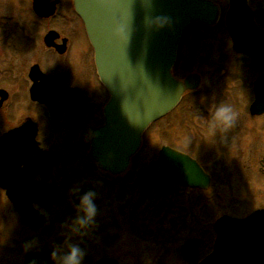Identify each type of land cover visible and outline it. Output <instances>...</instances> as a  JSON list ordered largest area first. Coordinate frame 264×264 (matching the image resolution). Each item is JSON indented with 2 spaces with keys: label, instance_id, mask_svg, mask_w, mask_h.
I'll use <instances>...</instances> for the list:
<instances>
[{
  "label": "flooded vegetation",
  "instance_id": "flooded-vegetation-1",
  "mask_svg": "<svg viewBox=\"0 0 264 264\" xmlns=\"http://www.w3.org/2000/svg\"><path fill=\"white\" fill-rule=\"evenodd\" d=\"M209 1L217 6L216 19L212 23L196 21L188 26L173 68L185 91L179 105L170 113L187 98L191 117H166L167 114L154 121L142 133L138 149L122 170L106 168L93 154L95 135L108 122L105 112L112 94L101 78L95 48L74 0H59L54 12L44 17L35 12L34 0H24L22 13L28 15L27 19L13 14L7 17L4 11L0 12V178L7 183L5 187L0 184V213L1 220L6 218V225L17 218L23 227L16 236V253L21 256L16 264H25L28 254L40 252L52 264H58L51 253L57 250L61 257L68 249L66 240L84 249L83 264H99L106 259L112 260V264H125L112 251L117 245L123 247L131 242L132 232L138 238L142 235L151 241L157 238L164 246L176 243L178 255L188 238L196 239L198 256L193 261L183 259L188 264H199L209 254L213 246V214H227L224 198L236 191L231 178L236 175L242 185L248 186L251 169L264 177V103L253 107L257 94L264 96V58L259 62L231 48L227 27L231 0ZM238 3L258 27L255 38L264 39V0H238ZM39 25L41 29L37 33ZM212 28L231 43L229 57L241 63L240 76H229L227 50L219 59L209 53L190 55L188 67L181 65V47L186 35ZM181 70L187 71L182 78ZM221 104H228L236 115L233 126L226 131L211 124ZM203 114L206 117H198ZM166 119L168 123L180 120L189 123V136L192 135L189 149L177 145L178 135L164 129L162 122ZM154 130L156 136L149 142ZM216 138H220V148L216 147ZM199 145L204 147L202 156L198 154ZM226 145L234 146L231 160L234 170L228 168ZM164 146L183 150L195 158L208 178L204 179L205 186L168 183L151 190L141 188L138 171L156 158ZM75 187L80 188V194L89 189L97 192L96 221L84 237L70 231L78 203V197L71 193ZM168 188L175 190L171 196L172 208L164 211L165 204L153 205L149 214L158 216L171 210L174 219L166 230L153 229L155 236L151 237V232L144 231L148 214L144 206L146 194ZM11 189L18 196L43 199L42 203L32 202L38 216L32 225L9 200ZM185 193L189 196V206L180 209L175 206L176 199ZM1 198L6 199L8 206L1 203ZM249 202L242 205L243 212L238 213L239 206L236 213L228 214L245 217L264 207L246 206ZM196 206L200 207V214L195 211ZM176 218L181 219L184 229L190 226L191 231L181 244L175 236L180 231ZM197 228L198 233L194 234ZM28 242L34 243L26 250ZM136 264L149 263L139 260Z\"/></svg>",
  "mask_w": 264,
  "mask_h": 264
},
{
  "label": "water",
  "instance_id": "water-1",
  "mask_svg": "<svg viewBox=\"0 0 264 264\" xmlns=\"http://www.w3.org/2000/svg\"><path fill=\"white\" fill-rule=\"evenodd\" d=\"M57 2L34 0V9L40 16H49ZM75 4L87 24L101 76L113 94L107 107L108 124L98 134L94 155L106 168L122 170L138 147L141 132L181 98L184 88L173 78L171 68L183 31L194 20L211 22L216 8L205 0H76ZM239 5L232 0L227 19L233 47L259 60L263 44L258 45L252 17ZM263 102L259 93L255 107ZM203 181L198 164L170 148H164L138 176L143 187L167 182L205 186ZM0 184L5 187L7 183L0 178ZM10 198L32 225L37 218L32 202L43 199L18 196L15 189ZM215 229L213 251L201 264H264V209L245 219L225 215ZM193 243L182 247L189 260L196 257ZM112 262L106 259L99 264ZM26 264L50 262L45 254L37 253L29 255Z\"/></svg>",
  "mask_w": 264,
  "mask_h": 264
},
{
  "label": "rangeland",
  "instance_id": "rangeland-1",
  "mask_svg": "<svg viewBox=\"0 0 264 264\" xmlns=\"http://www.w3.org/2000/svg\"><path fill=\"white\" fill-rule=\"evenodd\" d=\"M24 0H0V12L4 11L5 15L9 17L10 14H13L14 17H19V18H25L27 19L28 15L23 14L25 10H23V4ZM22 14H18V13ZM41 26L39 25V28H37L36 32L39 33V30ZM213 29V28H212ZM227 50L228 57L227 58V65L229 69V76H240L238 72V66L241 65L240 62H237V60L229 57L230 51V42L226 41V39L223 37V35L220 33L219 30L217 29H204V30H199L198 34H194L192 32L188 33L186 37L184 38L182 47H181V65H185L188 67V62H190V55H199L201 53L204 54H211L212 57H215L219 59L223 54H225L224 51ZM192 61V58H191ZM185 63V64H184ZM187 72L186 70H181L179 72V77L182 78V76L185 75ZM178 79V78H177ZM181 81V79L179 80ZM210 104V103H209ZM211 104L209 105L210 108ZM166 117H191L189 116V109H188V100L187 98L185 101L172 113L168 114ZM198 117H206L203 115H199ZM168 119L164 120L162 123L164 124V129L170 134V133H176L177 136V145H179L181 148L184 149H189L190 146H192V135L189 136V129L188 125L189 123L186 121V123H183L181 120L178 123L177 122H170L168 123ZM174 127V128H173ZM155 132L156 130L153 131L152 135H149V142H152L153 138H155ZM264 134V133H263ZM259 137H261V134H258ZM196 138V135H194ZM218 140L220 138H216V147L220 148V144L218 143ZM261 142V139H259ZM199 142H197L198 144ZM229 144V143H228ZM227 146V145H226ZM150 144L148 143L147 145V151H149ZM229 149V157H228V168L233 169L232 162L231 160L233 159L232 157L235 155V152L232 151L234 149V146L231 145L230 148L227 146ZM199 156H202L204 154V147L199 145ZM234 170V169H233ZM249 180H248V186L242 185L241 180H237L235 176L232 179L233 181V187L235 188V193L232 196H228L224 198V204L226 203V212L227 213H236L238 211V207L240 206L239 212H243L244 210V203L247 201H251L249 203H246V206L249 207H254V206H264V177L261 175H258V173H254L253 169L250 170L249 172ZM238 181V182H237ZM240 189H238V188ZM175 190L172 188L168 189H162V190H156L153 192H148L146 194L145 200H144V206L146 207V211H148L147 218L145 220V230L148 231L149 236L154 235L155 230H166L170 226V223L172 222L173 218V213L171 210L167 211L166 213L159 214L158 216L156 215H150L149 212L150 207L153 205H161L165 204L166 206L164 207L167 210L168 208L171 209V205L173 201H171V196L173 195V192ZM180 191V190H178ZM188 194L185 193L180 194V197H178L177 200V205L180 207V209L188 205ZM199 196L196 194L195 200H197ZM203 200V198H202ZM1 203H3L4 206H8L7 201L5 198H1ZM2 205V204H1ZM243 205V206H242ZM176 208V207H175ZM199 206H196L195 211L197 214L199 213ZM179 209V208H178ZM189 209V208H188ZM187 209V212L189 213L190 211ZM237 210V211H236ZM214 213V211H213ZM212 213V214H213ZM200 214V213H199ZM10 215L12 216V213L10 212ZM2 214L0 213V264H16L17 260L21 258L20 253L19 255L16 253V236L18 232H20V229L22 227L21 222H18V219H14L11 221V223H8L7 225L5 224V219L1 220ZM178 217V216H177ZM177 219V226L180 228V231L178 234L176 233V237L179 238L180 244L183 242L184 238L190 236L191 231H190V226L186 229L182 227L181 225V219ZM215 217H212L211 225L214 223ZM180 222H179V221ZM158 226V227H156ZM181 226V227H180ZM19 230V231H18ZM199 228L197 230L195 229L194 234L198 233ZM22 231V230H21ZM212 231H213V225H212ZM131 239L132 240H137V241H132L125 244L123 247L116 246L114 250L112 251L116 255L120 256L121 260L125 264H136L137 261L140 260L141 263L146 262V263H154V264H188L186 263L182 256L177 254V244L173 243L172 245L169 246H164L160 243H158V239L155 238L157 241H151L150 239L144 238L143 235L138 238L136 237L133 232L131 234ZM153 237V236H151ZM64 255L61 254V257Z\"/></svg>",
  "mask_w": 264,
  "mask_h": 264
},
{
  "label": "clouds",
  "instance_id": "clouds-1",
  "mask_svg": "<svg viewBox=\"0 0 264 264\" xmlns=\"http://www.w3.org/2000/svg\"><path fill=\"white\" fill-rule=\"evenodd\" d=\"M235 119L236 115L232 108L228 104H221L216 108L211 124L213 128L221 126L226 131L233 126ZM71 193L78 197V203L75 205L76 214L70 222V231L72 235L84 237L96 221L98 214L97 192L89 189L80 194V188L75 187ZM33 243H26V250L30 249ZM66 243H68V249L62 257L59 256L57 250L52 251L51 258L53 261L58 262V264H83L86 255L84 249L78 243H69L68 240Z\"/></svg>",
  "mask_w": 264,
  "mask_h": 264
}]
</instances>
